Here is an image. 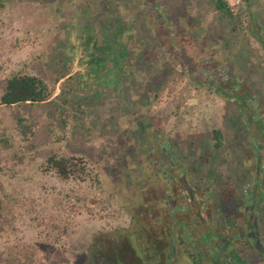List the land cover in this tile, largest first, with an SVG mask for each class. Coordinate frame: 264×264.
<instances>
[{
	"label": "rangeland",
	"instance_id": "obj_1",
	"mask_svg": "<svg viewBox=\"0 0 264 264\" xmlns=\"http://www.w3.org/2000/svg\"><path fill=\"white\" fill-rule=\"evenodd\" d=\"M158 1L0 0V99L14 75L48 92L0 101V264H125L107 240L264 264V92L235 90L262 69L264 0H223L233 37Z\"/></svg>",
	"mask_w": 264,
	"mask_h": 264
},
{
	"label": "trees",
	"instance_id": "obj_2",
	"mask_svg": "<svg viewBox=\"0 0 264 264\" xmlns=\"http://www.w3.org/2000/svg\"><path fill=\"white\" fill-rule=\"evenodd\" d=\"M218 9H221L226 14L230 15L228 7L223 0H213ZM264 49V48H263ZM48 95L46 85L39 79L29 75H14L9 78L6 82V88L1 96V103L5 105H12L16 103H25V102H41L46 99ZM216 139L215 145L218 146V134L214 133ZM49 163L56 168L57 172L61 176L67 175V170L65 165L55 158H50ZM164 234V233H163ZM141 237H144V234H140ZM166 235V232L165 234ZM162 235V239L166 241V236ZM164 241L156 242L158 247H163ZM123 247L119 242H113L112 240H107L106 244L103 246L105 256L110 262H124L125 264H156V260L153 254L144 252V257H135L133 256L132 248ZM161 257H163L161 255ZM104 258V257H103ZM105 261L103 259L101 263ZM167 261L166 258L161 260V264ZM167 264V263H165Z\"/></svg>",
	"mask_w": 264,
	"mask_h": 264
},
{
	"label": "crops",
	"instance_id": "obj_3",
	"mask_svg": "<svg viewBox=\"0 0 264 264\" xmlns=\"http://www.w3.org/2000/svg\"><path fill=\"white\" fill-rule=\"evenodd\" d=\"M246 5L249 7L247 2ZM159 7H169L170 9L168 10L171 12H176L180 7L184 16L189 18L190 21H193L197 16L204 18L205 29L208 32L211 30L210 35L212 36L224 35L225 32L229 33L230 37L235 34L239 36L240 34L238 24L233 22L234 20L228 14L218 9L213 0H159L157 8ZM221 39L223 41V38ZM224 44L222 43L223 46ZM241 64H243V68L247 69V71H244L247 81L236 87L235 90L245 86L248 92L258 90L264 92V83L261 84L264 81V61H258L259 67H262V69H255V65L252 66L247 59H244ZM247 91L244 92L246 93Z\"/></svg>",
	"mask_w": 264,
	"mask_h": 264
},
{
	"label": "flooded vegetation",
	"instance_id": "obj_4",
	"mask_svg": "<svg viewBox=\"0 0 264 264\" xmlns=\"http://www.w3.org/2000/svg\"><path fill=\"white\" fill-rule=\"evenodd\" d=\"M192 207L194 208V205H192V201H190V207H189V209H190V210H193ZM194 209H195V208H194ZM195 210H196V209H195ZM166 220H167V219H166ZM166 220H165V221H166ZM212 230L214 231V229H212ZM200 232H204L203 229H201ZM159 242H160V241H159ZM214 247H215L216 249L218 248L215 244H214ZM223 264H225V263H223Z\"/></svg>",
	"mask_w": 264,
	"mask_h": 264
},
{
	"label": "built area",
	"instance_id": "obj_5",
	"mask_svg": "<svg viewBox=\"0 0 264 264\" xmlns=\"http://www.w3.org/2000/svg\"><path fill=\"white\" fill-rule=\"evenodd\" d=\"M225 2V1H224ZM235 4H238V1L236 0L235 1ZM226 5H227V3H226ZM227 7H229L228 5H227ZM228 10L230 11V9L228 8Z\"/></svg>",
	"mask_w": 264,
	"mask_h": 264
}]
</instances>
